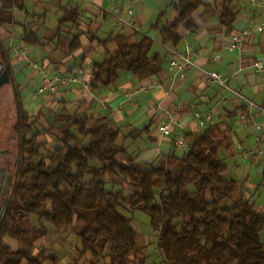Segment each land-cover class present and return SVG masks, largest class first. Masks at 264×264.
I'll return each mask as SVG.
<instances>
[{
    "label": "trees",
    "instance_id": "16d2710c",
    "mask_svg": "<svg viewBox=\"0 0 264 264\" xmlns=\"http://www.w3.org/2000/svg\"><path fill=\"white\" fill-rule=\"evenodd\" d=\"M166 1L176 14L174 22L162 25V11L151 28L158 32L160 44L172 49L181 39V29L197 30L193 15L198 9H203L201 17L214 13L212 5L202 0ZM230 4L231 0H224L219 12L221 26L227 30L235 21ZM5 8L0 12V27L10 22ZM59 12L57 32L67 25L78 27L76 9L62 7ZM129 32L101 42L103 58L92 63L88 79L91 91L114 85L120 72L144 79L160 70L152 39L144 36L130 42L136 33ZM25 34L24 43L39 44L33 32ZM73 40L76 44L71 49H76L79 41ZM110 42L115 43L113 51L107 49ZM3 58L7 59L5 51ZM5 69L16 97L20 155L17 180L0 215V264H41L46 259L44 248L40 254L33 252L30 231L22 227L29 216L57 230L79 224L80 251L90 255L91 264H146L130 219L118 211L121 199L131 210L149 216L157 230L161 264H264V220L249 200L233 198L238 183L225 177L227 168L218 156L229 145L228 125H208L193 136L185 151H170L153 164L136 161L123 142L126 137L119 143L121 132L111 123L94 127L91 117L60 112L50 127L62 135L56 139L58 145L43 156V144L35 140L41 133L26 137L28 115L10 81V70ZM140 133L134 129L127 138L135 140ZM108 183H125L130 196L124 199L122 191L106 189ZM4 238L13 239L18 247L11 248ZM47 258L56 264V257Z\"/></svg>",
    "mask_w": 264,
    "mask_h": 264
},
{
    "label": "crops",
    "instance_id": "0c3cea01",
    "mask_svg": "<svg viewBox=\"0 0 264 264\" xmlns=\"http://www.w3.org/2000/svg\"><path fill=\"white\" fill-rule=\"evenodd\" d=\"M5 1H11V5H4ZM202 1L212 5L214 13L201 17L203 9L200 8L193 15L197 30H180L181 39L174 50L184 53L188 48L196 65L180 78L168 66L170 47L161 45L158 32L151 28L162 11L167 13L165 19L160 20L162 25L174 22L176 14L172 7L168 12L161 10L163 6L168 7L166 0H0V12L5 6L10 19L0 27V43L7 56V59L2 58L4 67L10 70V81L16 87L24 111L27 115L39 116L44 126H50L60 112L91 117L96 124L111 123L128 140L127 150L135 155L136 161L153 164L174 151V140L183 139L188 143L208 125L226 124L230 127L227 149L239 162L248 160L257 164L261 171L254 169L252 177L264 181V153L260 161H253L243 152L255 148L264 151V131L239 124V116L247 112L264 125V71L255 72L252 68L256 61L264 63V0H231L235 21L230 30L222 27L219 19L224 0ZM62 7L76 9L79 20L77 28L67 25L59 33ZM118 7H122L124 19H128L127 9L134 10L139 31L131 36L130 42L144 36L152 39L154 51L161 59L157 74L138 79L123 72L114 85L96 92L70 84L61 87L64 94L58 100L36 96L42 72L53 77L77 70L88 80L92 63L103 58L101 42L116 34L130 35V30L112 15ZM258 25L263 26V31L244 41L241 49L225 48L233 35L242 30H253ZM29 32H33L39 44L24 43V35ZM73 37L79 41L76 49H71L76 44ZM115 47L114 42L107 45L109 51ZM209 72L218 73L225 86L211 85ZM36 101L40 103L35 104ZM164 111L174 112L175 125L168 136L160 137L157 126L164 119ZM195 111L209 114L211 121L195 122ZM134 129L141 133L135 140H130L127 136ZM257 189L252 193L245 192L246 200L254 199L259 192Z\"/></svg>",
    "mask_w": 264,
    "mask_h": 264
},
{
    "label": "rangeland",
    "instance_id": "374dc122",
    "mask_svg": "<svg viewBox=\"0 0 264 264\" xmlns=\"http://www.w3.org/2000/svg\"><path fill=\"white\" fill-rule=\"evenodd\" d=\"M166 9V12H168L170 7L165 8L163 6L161 10ZM165 16H167V13L164 14V17L162 18L165 19ZM30 89L31 88L29 87L28 90ZM3 92V98L6 100V104L1 107L0 111V149H8L17 153L19 157L20 130L18 127L19 116L17 113V103L14 101L16 97L9 86L5 87V91L3 90ZM39 103L40 101L35 102V104ZM4 107L6 109H3ZM26 124L30 125V128L26 127L25 129V131L28 130V133L26 134L27 138H31L35 133H41L35 139L38 143L43 144L40 148L41 155H46L48 151L52 150L54 145H58L56 139L57 137H61V131L58 129H52V127L48 125L44 126L40 122L39 116L28 114ZM96 125L98 124L95 122L91 123V126L95 127ZM122 137L123 135H120L118 139L119 143L122 142ZM124 141H126V138H123V142ZM127 144L128 140L125 145ZM218 156L223 164L227 166L225 177L233 178L238 183L239 189L233 196L234 199L241 198L242 200H246L245 192L252 193L256 187L258 188L257 190H259V192L257 193V196L249 202L253 205L254 211L260 214L262 220H264V181L261 180L260 177H252L253 170L256 169L261 171V168L255 163H249L248 160L239 162L235 156L230 153V149L220 150ZM104 177L107 181L109 180L108 175ZM247 177L249 178V181L243 182ZM106 189L122 191V197L124 199H127L131 192L125 183H108ZM120 201L121 205L118 208V211L130 219L129 225L136 233V242L140 247H143L142 256L145 257V263L161 264L162 255L161 250L158 248L157 230L151 225L149 216L143 211L131 210L124 200L121 199ZM22 227L30 231L34 253L40 254L41 250L43 248L45 249L43 256L46 259H44L41 264H53L52 260L47 257H56V264H91L92 260L90 259V255L82 254L80 251V239L78 233L81 231V227L79 224L74 223L73 226L57 230L53 225L39 220L35 216H29L22 223ZM262 241H264V236H262ZM4 242L13 249L18 247L16 241L11 238H4ZM40 258L41 255H39V259Z\"/></svg>",
    "mask_w": 264,
    "mask_h": 264
},
{
    "label": "built area",
    "instance_id": "2783aa9c",
    "mask_svg": "<svg viewBox=\"0 0 264 264\" xmlns=\"http://www.w3.org/2000/svg\"><path fill=\"white\" fill-rule=\"evenodd\" d=\"M126 13L128 15V19L123 18V9L122 7H118L113 12V17L115 20L121 25L127 27L131 32L137 33L138 27L134 18V10L127 9ZM264 20V14L262 15ZM263 31V26L258 25L253 30H242L240 33L235 34L231 37L230 41L225 45V48L228 50L241 49V46L244 41L252 37L254 33H260ZM168 66L170 69L176 71L177 75L180 78L184 77L186 71L194 70L196 65L191 60L189 55V49L187 48L186 52L180 53L172 48L168 49ZM252 68L255 72L264 71V63L256 61L253 63ZM208 81L211 85H219L224 87L223 81L220 79L218 73L209 72L207 74ZM70 84H78L81 89H89L88 80L82 74V71L73 70L68 75L63 76H53L50 77L46 73L42 72L40 75V84L38 85L35 95L43 98H48L50 100H58L63 94L64 90L61 87L68 86ZM250 106L252 104L250 103ZM109 112H112L109 110ZM164 119L160 121L157 126V133L160 137L168 136L171 133L173 126L175 125L174 120V112L164 111ZM194 121L200 124L209 123L211 120V116L209 114H200L199 112H194ZM239 124L240 126H252L256 131L263 132L264 125L258 123L253 117H251L247 112L241 114L239 116ZM256 141H259L258 137H255ZM188 146V143L183 139H177L173 141L172 149L174 151H185ZM244 154L253 161H260L264 151L259 148H255L254 150L245 149Z\"/></svg>",
    "mask_w": 264,
    "mask_h": 264
},
{
    "label": "flooded vegetation",
    "instance_id": "af4514ba",
    "mask_svg": "<svg viewBox=\"0 0 264 264\" xmlns=\"http://www.w3.org/2000/svg\"><path fill=\"white\" fill-rule=\"evenodd\" d=\"M2 57L3 50L0 48V111L1 107L6 104V100L3 98V90L5 91V87L9 86V79ZM18 165L19 157L17 153L8 149H0V215L2 214L4 200L17 180L16 170Z\"/></svg>",
    "mask_w": 264,
    "mask_h": 264
}]
</instances>
